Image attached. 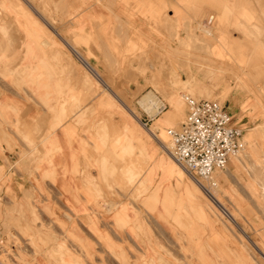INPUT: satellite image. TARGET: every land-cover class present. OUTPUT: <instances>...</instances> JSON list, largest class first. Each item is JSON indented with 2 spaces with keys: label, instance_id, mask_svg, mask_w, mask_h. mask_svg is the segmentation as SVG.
Instances as JSON below:
<instances>
[{
  "label": "crops",
  "instance_id": "1",
  "mask_svg": "<svg viewBox=\"0 0 264 264\" xmlns=\"http://www.w3.org/2000/svg\"><path fill=\"white\" fill-rule=\"evenodd\" d=\"M53 3L59 10L52 9L51 22L37 6L28 3L27 7L9 3L6 9L0 7V13L3 10L7 15L6 22L0 23V32L7 33L6 39H0V58L7 61L0 64V144L4 158L12 161L0 157V187L5 196L9 194L16 199L26 192L33 193L40 209L49 208L59 222L71 224L74 220L87 238L110 239L120 244L132 239L136 223L155 220V214L151 215L147 208L154 210L156 184L160 200L164 199L165 191L169 192V185L173 189L177 186L171 160L148 131L156 122L167 127L166 119H162L169 112L167 105L150 87L143 88L144 78L131 70L130 64L141 59L132 66L154 71L161 62V54L164 64L169 63L165 56L175 46L173 23L177 19L194 21L197 27L202 17L213 20L224 16L225 20L219 22L225 26L229 45L242 40L240 31H258V70L262 72L264 0H63L61 5L60 0H53ZM108 18L112 23L104 25ZM185 31H179L181 39L186 37ZM74 37L81 41L77 51L87 58L96 74L76 71L70 49ZM229 45L223 57L231 56ZM254 73L251 71L250 75ZM182 77L192 79L194 85L200 83L202 89L212 88L196 66ZM249 87L254 89L250 95L234 92L226 101L233 126L242 131L264 123V80L258 84L251 81ZM148 92L163 102L165 112L154 117L147 113L140 99ZM177 109L175 105L172 110ZM81 117L89 120L77 123ZM102 124L106 125V134L99 131ZM35 130L39 132L33 163L16 164L18 157L6 144L18 142L30 154L20 134L31 135ZM140 152L141 182L147 190L142 202L132 198L138 191V180L126 193L117 187L122 184V169L133 164L137 175ZM112 168L119 174L110 180L106 173ZM107 184L114 186L109 190ZM97 192L113 193L102 203ZM150 198L152 202L148 201Z\"/></svg>",
  "mask_w": 264,
  "mask_h": 264
},
{
  "label": "rangeland",
  "instance_id": "2",
  "mask_svg": "<svg viewBox=\"0 0 264 264\" xmlns=\"http://www.w3.org/2000/svg\"><path fill=\"white\" fill-rule=\"evenodd\" d=\"M7 3L22 7L29 4L37 6L49 22L52 9L55 12L59 10L53 0H1L0 7L6 9ZM108 6L111 9L112 6ZM2 12L0 23H5L7 15ZM184 20L177 19L173 23L175 46L165 56L169 63L164 64V56L161 54V62L154 71L132 66L141 59L130 64L131 70L144 78L143 88L150 87L156 96L161 97L169 111L162 115V119L168 123L166 128L161 127L159 122L149 128L156 136L153 137L156 145L171 160L174 166L171 171L177 183L176 189L168 186L169 192L165 191L163 200L159 199L161 196L156 184L153 202L152 198L148 200L154 203V210L147 208L151 215L155 214V220L149 218L147 224L136 223L131 232L132 239H125L120 244L110 239L94 240L83 235L74 220L71 224L59 222L51 215L49 208L40 209L33 193L26 192L21 199H16L9 194L5 196L0 187V264H264V123L243 131L242 151L231 160L224 172L216 175L218 187L211 192L212 195H220L223 207L236 219L227 218L212 204L207 194L202 193L201 196L192 186L171 158L172 143L168 135V130L177 129L185 119L186 96L216 101L226 106L232 93H246L248 96L253 89L249 87L250 82L258 84L264 80V69L262 72L258 70L259 33L257 30L240 31L242 40L229 45L227 33L223 29L225 26L220 24L225 20L224 16H216L213 20L202 17L197 27H194V21ZM111 23L112 19L108 18L104 25ZM183 29L186 37L181 39L179 31ZM6 38L7 33L1 31L0 39ZM80 42L76 37L70 41L76 51ZM228 45L231 56L223 57ZM71 52L76 71L96 74L88 61L83 62L78 51L79 55L72 49ZM3 62H7L5 57L0 58V64ZM192 66L204 74L212 86L211 90L202 89L200 83L194 85L192 79L182 77ZM249 70L255 72L254 75H250ZM134 82L137 84L136 80ZM163 102L159 101L162 107ZM175 105L178 109L173 111ZM71 116L72 112L68 113L67 117ZM64 117L67 118L66 115ZM83 119L81 117L77 123H86L89 117ZM106 129L103 124L99 126V131L104 134ZM38 132L35 130L31 135L28 132L20 134L24 145L30 148V154L18 142L6 144L7 149L18 157L16 164L33 163ZM157 141L162 142L164 147H160ZM2 151L3 145L0 144V157L5 159ZM5 160L12 162L10 159ZM141 161L140 152L137 175L135 165L132 164L129 169L121 170L122 184L115 185L126 193L127 188L138 180V191L132 196L138 202H142V197L147 194L141 182ZM118 174L117 169H109L107 179L112 180ZM106 186L111 190L114 185ZM112 193L105 195L97 192L102 203H106Z\"/></svg>",
  "mask_w": 264,
  "mask_h": 264
},
{
  "label": "built area",
  "instance_id": "3",
  "mask_svg": "<svg viewBox=\"0 0 264 264\" xmlns=\"http://www.w3.org/2000/svg\"><path fill=\"white\" fill-rule=\"evenodd\" d=\"M185 102L184 121L177 129L168 130L170 155L206 194H211L218 187L216 175L242 151L243 131L233 126L225 105L190 96Z\"/></svg>",
  "mask_w": 264,
  "mask_h": 264
},
{
  "label": "bare ground",
  "instance_id": "4",
  "mask_svg": "<svg viewBox=\"0 0 264 264\" xmlns=\"http://www.w3.org/2000/svg\"><path fill=\"white\" fill-rule=\"evenodd\" d=\"M108 22V21H107ZM205 28V27H204ZM71 49L78 54V52L73 48L71 47ZM79 55V54H78ZM81 59L83 60V62L87 61L86 58L82 57L81 56ZM140 103L143 107H145L147 109V113L151 116V117H154V116H157L158 113H160L161 111H163L164 107H162V105H159V101L158 99L156 98L155 95L152 94V92H148L146 93L141 99H140ZM145 108H142L144 109L145 111ZM146 112V111H145ZM110 118V117H109ZM111 121V119H110ZM103 127L106 128V125L103 124ZM112 129V128H111ZM107 130V129H106ZM154 130V129H153ZM150 135L154 138H156V136L154 135V133L150 130H148ZM120 132V131H119ZM113 133V132H112ZM158 142V141H157ZM168 142V141H167ZM160 147H164L163 143L162 142H158ZM245 143V142H244ZM169 144V143H168ZM165 151V150H164ZM172 158V157H171ZM235 158V157H233ZM232 158V159H233ZM231 159V160H232ZM173 160V159H172ZM174 162V161H173ZM175 163V162H174ZM176 166H178L176 163H175ZM179 167V166H178ZM179 169L186 175V177H188V179L191 181V184L192 186L201 194L202 196V193L203 194H206L203 189L196 183V181H194L191 177H189L184 171L183 169H181L179 167ZM264 190V189H263ZM207 196L209 197L210 201L212 202V204H214L220 211L221 213H223V215L227 216V218L231 219L233 218V214L228 212L224 207H223V204H222V200L221 198L219 197L220 195L216 194V195H212V194H207ZM208 199V198H207ZM233 219H236V218H233ZM233 221V220H232ZM258 250V249H257ZM259 251V250H258ZM262 254V253H261ZM263 256V255H262Z\"/></svg>",
  "mask_w": 264,
  "mask_h": 264
}]
</instances>
